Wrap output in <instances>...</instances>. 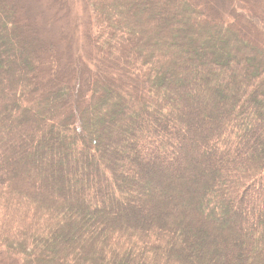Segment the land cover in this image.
I'll return each instance as SVG.
<instances>
[{"label":"trees","instance_id":"16d2710c","mask_svg":"<svg viewBox=\"0 0 264 264\" xmlns=\"http://www.w3.org/2000/svg\"><path fill=\"white\" fill-rule=\"evenodd\" d=\"M0 264H264V0H0Z\"/></svg>","mask_w":264,"mask_h":264}]
</instances>
